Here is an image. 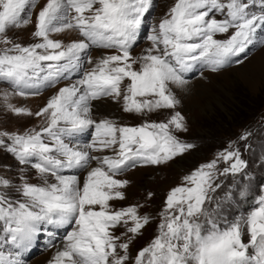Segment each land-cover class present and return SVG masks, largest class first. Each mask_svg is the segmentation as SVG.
<instances>
[{"label": "snow or ice", "instance_id": "obj_1", "mask_svg": "<svg viewBox=\"0 0 264 264\" xmlns=\"http://www.w3.org/2000/svg\"><path fill=\"white\" fill-rule=\"evenodd\" d=\"M35 5L36 0H0V44L8 46L0 49V79L10 82L16 95H38L41 88H54L72 71H82L83 55L91 47L116 49L119 54L101 56L90 71L76 83L60 87L35 113L7 104L14 115L43 117L45 123L23 134L0 132L10 141L7 152L21 165L30 163L42 181L32 184L21 176L15 191L22 199L0 193V232L4 243L17 249L7 255L0 252V264H21V250L35 243L44 225H74L48 264H129L130 260L131 264H264V194L246 215L231 220H221L219 213L205 207L213 199L210 193L221 188L220 161L226 165L220 176H235L248 166L238 151L231 150L200 165L184 177L183 185L169 191L158 234L130 258L129 243H118L120 237L110 229L124 226L134 237L150 217L139 215L137 206L110 210L109 201L123 200L120 189L128 184L115 177L137 163H166L194 145L172 134V128L186 130L179 112L167 122L134 127L110 119L95 121L90 115V102L101 97L122 98L126 113L175 108L179 101L169 85L183 86L187 81L182 73L196 62L216 72L249 46L264 43L257 36L264 29V0H174L158 28L147 36L151 48L138 58L130 50L154 0H46L35 17V42H13L6 33L32 23L28 9ZM216 13L224 18L217 19ZM230 29L226 39L214 38ZM67 30L77 31L81 39L65 44L51 38ZM88 63H93L91 58ZM90 128H94L92 142L84 147L76 144L75 138ZM105 149L114 155L89 152ZM71 170L86 172L83 181L64 174ZM13 187L11 179L0 176V188ZM248 191L246 186L239 195L246 197Z\"/></svg>", "mask_w": 264, "mask_h": 264}, {"label": "rangeland", "instance_id": "obj_2", "mask_svg": "<svg viewBox=\"0 0 264 264\" xmlns=\"http://www.w3.org/2000/svg\"><path fill=\"white\" fill-rule=\"evenodd\" d=\"M174 0H154V7L148 14L143 27L138 33V38L131 48L134 58L140 57L152 46L147 39L153 28H158L160 20L165 16ZM46 0H36L34 8L28 9L32 23L10 29L6 35L15 43L28 45L35 42L32 37L36 14L43 7ZM217 19H223V15L216 13ZM233 30L227 34H217L214 38L226 39ZM259 39L264 40V29L258 31ZM51 38L61 40L67 44L73 40L81 39L75 30H67L61 33L51 34ZM10 46V45H9ZM8 47L0 44V49ZM119 54L116 49H104L92 47L83 55V68L69 78L61 79L53 88H41L38 95L19 96L17 89L10 82L0 79V132L23 134L26 130L39 127L45 123L43 117L35 115H14L7 108V104L29 109L33 113L43 107L48 98L60 87L76 81L82 77L83 72L90 71L101 56ZM88 58L93 61L88 63ZM239 59L242 63H236ZM233 62L213 72L208 66L200 70L195 68L193 73L182 74L187 81L183 86L170 84L169 88L179 101L173 109H160L154 112L145 111L143 114L126 113L123 111V100L112 97H104L90 102L91 118L95 121L102 119L113 120L118 125L130 127L142 125L145 122H167L172 115L179 112L183 116L186 130L172 128V134L179 140L194 145L182 155L162 164L137 163L120 172L115 177L127 180L126 187L120 189L124 194L123 200L109 201L110 210H119L128 206H137L138 214L148 215L149 223L139 234L132 236L126 232L124 226L110 229L121 242L129 243V256L134 258L138 250L148 245L154 236L158 234V225L161 223V215L164 201L172 188L184 184V177L197 169L200 165L215 159L225 150L238 151L241 159L247 162V168L235 176L228 174L220 176L219 172L226 166L223 161L217 165V181L221 182V188L215 193H210L212 201L206 202L205 207L215 215L219 213L221 220L234 219L246 215L247 211L255 205V200L264 189V43L249 46L246 53L239 57H233ZM139 69V64L133 65ZM128 81H125V85ZM26 91H35L26 89ZM7 93V101L4 95ZM101 99V100H100ZM140 99V98H138ZM96 101V102H94ZM106 103L110 105L113 114H96L97 105ZM97 104V105H96ZM96 109H94V108ZM99 115V116H98ZM94 128L85 130L75 138V143L84 147L92 142ZM246 137V138H242ZM4 144L0 145V176L12 180L14 187L0 188V193L9 194L13 199H22L15 191V187L21 184L23 176L28 183H42L31 164L21 165L13 154L7 152L6 146L10 144L7 137H0ZM90 155L104 156L114 155L112 149L103 152H92ZM92 161L91 165L95 166ZM64 174L78 175L81 182L86 172L80 170L66 171ZM51 179V178H50ZM247 186L249 189L246 197L239 195L240 190ZM151 194V195H149ZM228 194H231L230 196ZM220 205L217 208V205ZM203 222L204 217L200 218ZM129 226H131L129 224ZM72 226L44 225L35 243L28 249L21 250L19 260L21 264H48L55 251L62 247L64 237ZM4 234L0 232V252L7 255L15 253L10 244L4 243ZM129 237L132 239L129 241ZM59 239V240H58ZM57 242L54 244V242ZM56 246V247H55ZM61 246V247H59ZM54 249V250H53ZM54 251V252H53ZM131 264V260L129 262Z\"/></svg>", "mask_w": 264, "mask_h": 264}, {"label": "bare ground", "instance_id": "obj_3", "mask_svg": "<svg viewBox=\"0 0 264 264\" xmlns=\"http://www.w3.org/2000/svg\"><path fill=\"white\" fill-rule=\"evenodd\" d=\"M108 98V97H107ZM101 100V99H100ZM96 101H98V100H96ZM96 101H94V102H96ZM97 105V104H96ZM94 108V107H93ZM95 109V108H94ZM97 112H96V114H113L114 113V111L113 110H111V107H110V105H108V104H106V103H101V104H99V105H97ZM95 109V110H96ZM99 116V115H98ZM92 163V162H91ZM82 180V179H81ZM59 240V239H58ZM57 242V240L54 242V244ZM56 247V246H55ZM59 247H61V246H59ZM54 250V249H53ZM54 252V251H53Z\"/></svg>", "mask_w": 264, "mask_h": 264}]
</instances>
